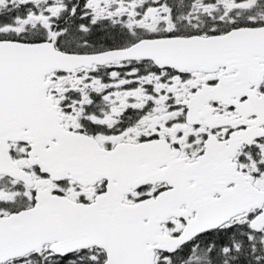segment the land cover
Returning a JSON list of instances; mask_svg holds the SVG:
<instances>
[{
  "label": "snow or ice",
  "instance_id": "1",
  "mask_svg": "<svg viewBox=\"0 0 264 264\" xmlns=\"http://www.w3.org/2000/svg\"><path fill=\"white\" fill-rule=\"evenodd\" d=\"M0 264H264V0H0Z\"/></svg>",
  "mask_w": 264,
  "mask_h": 264
}]
</instances>
